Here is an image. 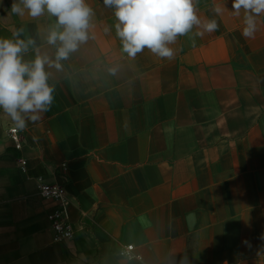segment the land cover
I'll list each match as a JSON object with an SVG mask.
<instances>
[{
	"label": "crops",
	"instance_id": "1",
	"mask_svg": "<svg viewBox=\"0 0 264 264\" xmlns=\"http://www.w3.org/2000/svg\"><path fill=\"white\" fill-rule=\"evenodd\" d=\"M12 3L0 0V38L22 27L35 40L25 60L54 58L55 18ZM87 3L91 38L47 69L55 99L21 150L0 110V264H264V15L246 39L232 0H199L216 32L179 37L171 61L147 49L133 60L113 9ZM41 181L67 190L72 240H54L58 203ZM127 245L140 258L121 256Z\"/></svg>",
	"mask_w": 264,
	"mask_h": 264
},
{
	"label": "clouds",
	"instance_id": "2",
	"mask_svg": "<svg viewBox=\"0 0 264 264\" xmlns=\"http://www.w3.org/2000/svg\"><path fill=\"white\" fill-rule=\"evenodd\" d=\"M199 0H103L113 9L115 34L121 50L129 59H135L146 49L154 56L173 60L176 44L181 36L195 43V37L214 33L216 19L198 15ZM233 14L243 11L241 35L254 38L257 18L264 15V0H232ZM11 12L23 16L25 12L35 19L47 13L55 18L46 34V42L56 46L55 57L34 49L31 60L24 54L35 45L32 38H22L24 29L17 28L11 38H0V110L6 114L14 130H24L29 123L40 121L54 102L56 87L49 83L48 68L62 70L61 61L67 60L90 37L95 15L87 0H13ZM212 10L222 15L225 5L215 4ZM196 29L194 35L193 30ZM113 73L115 69H110ZM132 245L127 248L128 259L133 257ZM186 259V258H185Z\"/></svg>",
	"mask_w": 264,
	"mask_h": 264
},
{
	"label": "built area",
	"instance_id": "3",
	"mask_svg": "<svg viewBox=\"0 0 264 264\" xmlns=\"http://www.w3.org/2000/svg\"><path fill=\"white\" fill-rule=\"evenodd\" d=\"M9 136L13 141L15 148L21 150L24 144V138L22 131L14 130L13 127L9 129ZM65 168V165H63ZM20 169L24 173L27 171V160L22 159L20 161ZM39 193L46 200H53L57 202V206L53 211L47 215V219L51 224L54 232V240L58 243H64L74 238V226L71 223L69 215L70 201L67 196V190L64 186L48 184L43 181L39 184ZM129 245L124 247L121 251V256L128 258L127 248ZM132 252L130 255L133 258H140L139 255L134 253L135 247L132 245ZM132 258V259H133Z\"/></svg>",
	"mask_w": 264,
	"mask_h": 264
}]
</instances>
